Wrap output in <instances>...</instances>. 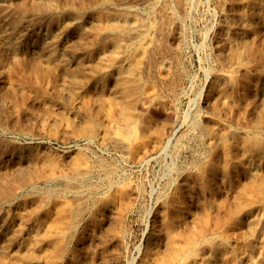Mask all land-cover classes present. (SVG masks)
<instances>
[{
    "label": "rangeland",
    "instance_id": "rangeland-1",
    "mask_svg": "<svg viewBox=\"0 0 264 264\" xmlns=\"http://www.w3.org/2000/svg\"><path fill=\"white\" fill-rule=\"evenodd\" d=\"M47 1L0 0V139L32 174H92L1 195L0 264H264V0ZM114 39L124 98L92 78ZM0 157L1 186L27 161Z\"/></svg>",
    "mask_w": 264,
    "mask_h": 264
},
{
    "label": "bare ground",
    "instance_id": "bare-ground-1",
    "mask_svg": "<svg viewBox=\"0 0 264 264\" xmlns=\"http://www.w3.org/2000/svg\"><path fill=\"white\" fill-rule=\"evenodd\" d=\"M12 1V0H11ZM21 1V0H20ZM30 0H28V2H29ZM38 1H42V0H38ZM49 1V0H48ZM47 1V2H48ZM64 1V0H63ZM69 1V0H68ZM70 1H72V0H70ZM70 1L69 2H66V5L69 3L70 4ZM74 2H75V0H73ZM77 1V0H76ZM79 1V0H78ZM83 1V0H82ZM90 1V0H89ZM98 1V0H97ZM101 1V0H100ZM8 2H10V1H8ZM35 2V1H34ZM34 2H33V4H34ZM46 2V1H45ZM52 2V1H51ZM62 2V1H61ZM92 2V1H91ZM94 2V1H93ZM185 2V1H184ZM43 3V2H42ZM53 3V2H52ZM59 3V2H58ZM63 3V2H62ZM61 3V4H62ZM75 3H77V2H75ZM172 3H173V1H172ZM31 4V3H30ZM44 4V3H43ZM45 4H47V3H45ZM49 4V3H48ZM47 4V5H48ZM53 4H55V3H53ZM52 4V7L54 6ZM57 4V3H56ZM90 4V3H89ZM179 4V3H178ZM64 5V4H63ZM77 5H78V3H77ZM94 5H96V4H94ZM100 5V4H99ZM98 5V6H99ZM33 6H35V5H33ZM40 6V5H39ZM69 5H67V7H68ZM75 6V5H74ZM82 6V5H81ZM87 7L86 8H91V7H88V5H86ZM169 6V5H168ZM179 6V5H178ZM30 7V6H29ZM28 7V8H29ZM32 7V6H31ZM47 7V6H46ZM45 7V8H46ZM77 7V6H76ZM22 8V7H21ZM27 8V9H28ZM41 8V7H40ZM49 8V7H48ZM71 8V7H70ZM85 8V9H86ZM29 9H31V8H29ZM51 9V8H50ZM72 9H75V8H72ZM84 9V8H83ZM131 9H132V7H131ZM172 9V8H171ZM6 10V9H5ZM19 10V9H18ZM36 10V9H35ZM47 10V9H46ZM52 10H53V8H52ZM55 10V9H54ZM69 10V9H68ZM102 10V9H101ZM133 10V9H132ZM42 11V10H41ZM171 11V10H170ZM4 12V11H3ZM29 12V11H28ZM58 12H59V10H58ZM67 12V11H66ZM65 12V13H66ZM82 12V11H81ZM124 12V11H123ZM126 12V11H125ZM30 13V12H29ZM41 13V12H40ZM122 13V12H121ZM128 13H131V12H126V14H128ZM172 13V12H171ZM42 14V13H41ZM49 14V13H48ZM110 14V13H109ZM125 14V13H124ZM174 14V13H173ZM26 15V14H25ZM136 15V14H135ZM139 15V14H138ZM70 16V15H69ZM119 16V15H118ZM89 17V16H88ZM135 17H137V16H135ZM173 17H174V15H173ZM11 18H13V17H11ZM19 18V17H18ZM25 18V17H24ZM82 18V17H81ZM81 18L79 19V20H81ZM123 18V17H122ZM140 18V17H139ZM135 19V18H134ZM173 19H175V17L173 18ZM36 20H38V19H36ZM75 20V19H74ZM98 20V19H97ZM128 19H124L123 20V24H120L119 22V20L117 21H113V22H111V23H105V22H103L104 24H106L107 25V28H108V30H111L112 32L113 31H118V30H123L126 26H127V24H128V21H127ZM10 21V20H9ZM72 21V20H71ZM122 21V20H121ZM146 21V20H145ZM93 21H91V23H92ZM98 22V21H97ZM144 22V21H143ZM177 22V21H176ZM235 22V21H234ZM100 23V22H99ZM102 23V24H103ZM173 23V22H172ZM231 23V22H230ZM59 24V23H58ZM136 24V23H135ZM139 24H141V23H139ZM175 24V23H174ZM241 24V23H240ZM92 25H93V23H92ZM92 25H90V26H92ZM96 24H94V26H95ZM98 25V24H97ZM96 25V26H97ZM147 26V25H146ZM177 26V25H176ZM2 27V26H1ZM13 27V26H12ZM15 27V26H14ZM55 27V26H54ZM98 27V26H97ZM140 27V26H139ZM95 28V27H94ZM96 30V29H95ZM131 30V29H130ZM136 30H138V29H136ZM143 30V29H142ZM3 31V30H2ZM98 31V30H97ZM97 31H96V33H97ZM101 31V30H100ZM124 31V30H123ZM132 31V30H131ZM111 32V33H112ZM146 33V32H145ZM233 33V32H232ZM79 34V33H78ZM121 34V33H120ZM133 34V33H132ZM19 35V34H18ZM17 35V36H18ZM88 35V34H87ZM104 35V34H103ZM124 35V34H123ZM142 35V34H141ZM146 35V34H145ZM89 36V35H88ZM150 36H151V34H150ZM149 36V37H150ZM15 37V36H14ZM131 37V36H130ZM133 37V36H132ZM147 37H148V35H147ZM56 38V37H55ZM140 38V37H139ZM145 38V37H144ZM16 39V38H15ZM18 39V38H17ZM81 39V38H80ZM98 39V38H97ZM148 39V38H147ZM53 40V39H52ZM84 40H85V38H84ZM121 40V39H120ZM151 40V39H150ZM58 41V40H57ZM139 41V40H138ZM82 42V41H81ZM121 42V41H120ZM122 42H123V40H122ZM146 42H148V40L146 41ZM111 47H110V49L108 50V53H107V51L106 50H103L102 48L103 47H101V46H99L98 47V50H96V55H94V56H96L95 58H96V63L94 64V63H92V65H94V69H93V75H92V78H93V80L94 81H99L100 79H101V77H103V74H104V72H105V67L109 70V71H115V73H116V78H115V82H116V84H117V86H118V90L120 91V95H121V97H125V96H127V94H128V90H129V88H130V84H131V82L133 81V69H134V67H133V64H132V62L130 63L129 62V60H126L125 61V63L124 64H122V65H116L115 63H117L116 61H114V57H113V53L114 52H117V50H118V47H119V41L117 40V39H114V40H111ZM138 43V42H137ZM8 44V43H7ZM76 44V43H75ZM142 44V43H141ZM55 45V44H54ZM90 45V44H89ZM88 45V46H89ZM134 45H135V43H134ZM143 45V44H142ZM145 45H147V44H145ZM144 45V46H145ZM132 47H133V45H131ZM141 46V45H140ZM143 46V47H144ZM15 47H16V45H15ZM90 47V46H89ZM88 47V48H89ZM132 47H131V49H132ZM142 47V46H141ZM147 47H148V45H147ZM87 48V47H86ZM138 48H140V47H138ZM15 49V48H14ZM143 49V48H142ZM12 50V49H11ZM63 50V49H62ZM65 50V49H64ZM87 50V49H86ZM137 50V49H136ZM85 52V51H84ZM142 52V51H141ZM147 52V51H146ZM137 53V52H136ZM45 54V53H44ZM91 54V53H90ZM123 54V53H122ZM129 54V53H128ZM139 54V53H138ZM140 54H142V53H140ZM50 55V54H49ZM124 55V54H123ZM144 55V54H143ZM47 56V55H46ZM136 56H138V55H136ZM60 58V57H59ZM84 58V57H83ZM79 59V58H78ZM77 59V60H78ZM91 59V58H90ZM136 59V58H135ZM89 60V59H88ZM60 61V60H59ZM90 61V60H89ZM137 61V60H136ZM142 61V60H141ZM81 62V61H80ZM121 62V61H120ZM133 62H134V60H133ZM164 62V61H163ZM55 63V62H54ZM90 62H88V64H89ZM85 64V63H84ZM87 64V63H86ZM85 64V65H86ZM50 65V64H49ZM46 66V65H45ZM51 68V67H50ZM70 69V68H69ZM69 69H66V71L67 70H69ZM53 71V70H52ZM63 71V70H62ZM86 71V70H85ZM43 72V71H42ZM55 72V71H54ZM56 72H58V71H56ZM90 72V71H89ZM61 73V72H60ZM66 73V72H65ZM73 73V72H72ZM71 73V74H72ZM110 74H112V73H110ZM61 76H62V74H60ZM74 75V74H73ZM84 75V74H83ZM72 76V75H71ZM135 76V75H134ZM70 77V76H69ZM79 77H82V76H79ZM179 77V76H178ZM62 78H63V76H62ZM72 79H74V78H72ZM71 79V82L73 81ZM77 80V79H76ZM111 80V79H110ZM68 81H70V80H68ZM46 82H47V80H46ZM66 83V82H65ZM74 83V82H73ZM60 84V83H59ZM62 84V83H61ZM64 84V83H63ZM68 84V83H67ZM87 84V83H86ZM16 85V84H15ZM113 85V84H112ZM169 86V85H168ZM15 87V86H14ZM100 87V86H99ZM167 87V86H166ZM60 88V87H59ZM62 88H63V86H62ZM92 88V87H91ZM17 89V88H16ZM172 89V88H171ZM68 90V89H67ZM170 90V89H169ZM33 91V90H32ZM75 91V90H74ZM92 91H94V90H92ZM171 91V90H170ZM172 91H173V89H172ZM16 93V92H15ZM174 93V92H173ZM31 94V93H30ZM177 94V93H176ZM12 95V94H11ZM19 95V94H18ZM54 95V94H53ZM93 95V94H92ZM57 96V95H56ZM93 96H96V95H93ZM102 96V95H101ZM179 96H180V94H179ZM14 97V96H13ZM18 97V96H17ZM55 97V96H54ZM68 97V96H67ZM139 97V96H138ZM173 97H175V96H173ZM9 98V97H8ZM7 98V99H8ZM38 98V97H37ZM178 99V98H177ZM12 100V99H11ZM9 101V100H8ZM11 102V101H10ZM142 103V102H141ZM144 103V102H143ZM1 105V104H0ZM2 105H4V104H2ZM144 106V105H143ZM118 111H119V113H120V115H119V117H118V119H119V121L121 120L123 123H129L130 122V120H131V116H132V114H131V111H130V106L126 103H122V104H120L119 106H118ZM155 112V111H154ZM3 114V113H2ZM153 114V113H152ZM155 114H157L158 116H160L158 113H157V111H156V113ZM154 114V115H155ZM199 114V113H198ZM3 116V115H2ZM133 119V118H132ZM133 120H135V119H133ZM132 120V121H133ZM196 120V119H195ZM17 121V120H16ZM4 123V122H3ZM195 123V121H193V124ZM44 125V124H43ZM39 126H40V124H39ZM24 128L25 127H28V126H23ZM32 127V126H31ZM43 127H45V126H43ZM49 127V126H48ZM48 127H46V128H48ZM38 128V127H37ZM14 129V128H13ZM23 129V128H22ZM27 129H29V128H27ZM25 132H26V130H24ZM2 132V131H1ZM4 132V131H3ZM29 132V131H28ZM6 133V132H5ZM32 134V132H29V134ZM26 136V135H25ZM15 139H13V138H7V139H4V138H1L0 139V155L1 156H7V157H10V158H12V157H14L15 156V160L17 161V162H19V163H22L21 161H27V166H24V167H26V169H23V170H21L19 173H17V175H16V177L14 178V179H12V180H9L6 184H2L1 186H0V196L2 195H5L6 196V198H8V197H10V196H13V195H15L16 193H18V192H28V191H31V192H35V193H37V192H42V193H46L47 195H51V194H53V187L51 186L52 184H55L57 181H61V180H63V182L65 183V184H67V183H70V184H72L73 182H77V183H83V182H86L85 184H87V181H88V179L90 178V176H91V170H90V172L89 171H85V170H83V173L81 172V173H71V174H68V173H59V174H56L53 170H51V171H49V173H46V174H44V173H42L41 175L40 174H32V172L30 171V169H29V165H30V161L28 160V158L29 157H31V155H30V152H31V150H30V141H28V142H26V143H20L19 141H14ZM2 143V144H1ZM47 157V156H46ZM1 158V157H0ZM105 159V158H104ZM40 162L39 163H44V157L42 158V157H40ZM87 163H89V162H87ZM90 164V163H89ZM92 164V163H91ZM112 164V163H111ZM37 165H38V163H37ZM57 165V164H56ZM82 165H83V163H82ZM88 165V164H87ZM93 165H94V163H93ZM98 165H100V164H98ZM40 166V165H39ZM42 166V165H41ZM61 166V165H60ZM90 166V165H89ZM97 166V165H96ZM104 165H102V167H103ZM44 167V166H43ZM105 167V166H104ZM107 167V166H106ZM44 168H46V166L44 167ZM98 168V167H97ZM33 171H34V169L33 168H31ZM47 169V168H46ZM86 169H87V167H86ZM90 169H92V166L90 167ZM102 169V168H101ZM105 169H107V168H105ZM42 170V169H41ZM48 170V169H47ZM66 170V169H65ZM81 170V171H82ZM67 171V170H66ZM116 171V170H115ZM48 172V171H47ZM98 172H100V171H98ZM102 172V171H101ZM97 173V172H96ZM115 173V172H114ZM44 174V175H43ZM97 174H99V173H97ZM111 174V173H110ZM103 175H105V173L103 174ZM93 176V175H92ZM13 177V176H12ZM33 177H35L36 179H41L42 180V183L44 184V186L42 187H40L39 186V184L36 182V181H34L33 180ZM38 177V178H37ZM103 177V176H102ZM105 177V176H104ZM6 179V178H5ZM11 179V178H10ZM93 180V179H92ZM104 181V180H103ZM108 181V180H107ZM92 182V181H91ZM94 183V182H93ZM92 183V184H93ZM1 184V183H0ZM75 185V184H74ZM74 185H72V186H74ZM80 185V184H79ZM79 185H77V186H79ZM85 186V185H84ZM56 187H57V185H56ZM89 187V186H88ZM67 188V187H66ZM74 188V187H73ZM59 189H61V188H59ZM67 190V189H66ZM73 190V189H72ZM60 191V190H59ZM75 191V190H74ZM77 191V190H76ZM56 192V191H55ZM65 192H67V191H65ZM62 193V192H61ZM69 193V192H68ZM66 195V194H65ZM64 195V196H65ZM76 195V194H75ZM79 195H80V193H79ZM1 196V197H2ZM61 196V195H60ZM63 196V195H62ZM21 197V196H20ZM3 198V197H2ZM5 199V198H4ZM9 200H10V198H8ZM2 200V199H1ZM36 202V201H35ZM6 203V202H5ZM38 207V206H37ZM75 209V208H74ZM79 209V208H78ZM77 213V212H76ZM74 214V213H73ZM77 217V216H76ZM74 218H75V216H74ZM71 222V221H70ZM69 228V227H68ZM36 230V229H35ZM20 231V230H19ZM61 232V231H60ZM15 233V232H14ZM187 234V233H186ZM36 235H38V234H36ZM44 235V234H43ZM212 239V238H211ZM38 240V239H37ZM33 244V243H32ZM34 245V244H33ZM68 245V244H67ZM193 245H195V244H193ZM210 245H213V243L211 242L210 243ZM35 246V245H34ZM254 246V245H253ZM185 247H188V251L189 252H192L193 250L191 249V247L192 246H190L189 244H186L185 243ZM175 250L173 251V254H174V256L175 255H177L178 253H179V248H174ZM179 249V250H178ZM181 251V250H180ZM22 252V251H21ZM24 252V251H23ZM30 252V251H29ZM196 252V251H195ZM194 252V253H195ZM28 253V252H27ZM193 253V254H194ZM21 255H23V254H21ZM205 255H208L207 253L205 254ZM247 255H248V253H247ZM24 256H25V254H24ZM28 256V255H27ZM197 257V256H196ZM25 258V257H24ZM53 258V257H52ZM182 258H183V256H182ZM248 258V257H247ZM1 259H3V258H1ZM7 259V258H6ZM181 259V258H180ZM180 259H179V261H180ZM19 260V259H18ZM22 259H20V261H21ZM167 260V259H166ZM10 261V260H9ZM16 261V260H15ZM17 262V261H16ZM19 262V261H18ZM17 262V263H18ZM166 262V261H165ZM168 262V261H167ZM248 262V261H247ZM16 263V264H17ZM22 263V262H21ZM170 263V262H169ZM10 264V263H9ZM13 264V263H12ZM20 264V263H19Z\"/></svg>",
    "mask_w": 264,
    "mask_h": 264
}]
</instances>
